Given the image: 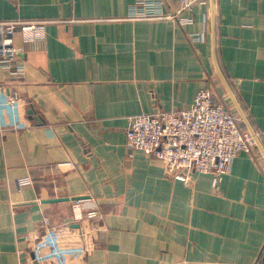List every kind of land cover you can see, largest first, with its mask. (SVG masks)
Masks as SVG:
<instances>
[{
    "label": "crops",
    "instance_id": "obj_1",
    "mask_svg": "<svg viewBox=\"0 0 264 264\" xmlns=\"http://www.w3.org/2000/svg\"><path fill=\"white\" fill-rule=\"evenodd\" d=\"M136 1L0 0V21L46 22L14 34L23 81L0 67V264H264V0H158L176 20L134 19ZM204 88L262 135L218 188L126 146L131 117ZM67 197L86 198L43 202ZM44 219L60 255L37 262Z\"/></svg>",
    "mask_w": 264,
    "mask_h": 264
},
{
    "label": "built area",
    "instance_id": "obj_2",
    "mask_svg": "<svg viewBox=\"0 0 264 264\" xmlns=\"http://www.w3.org/2000/svg\"><path fill=\"white\" fill-rule=\"evenodd\" d=\"M164 1V0H163ZM176 1L180 11L191 12L196 5L207 0H165ZM131 17L144 20H176L177 13H166L158 0H137ZM189 23L187 18H181ZM45 21H0V67L8 72L11 79L23 81L25 68L18 63L13 37L21 32L30 40L45 37ZM195 41L198 38H194ZM19 99L13 92L7 104L14 105ZM261 133L243 130L240 120L222 103L216 101L210 89H201L193 104L183 110H170L156 113H143L129 120L126 146L131 152L141 151L145 155L164 164L167 175L189 185L195 174L212 175L213 187L218 188L225 176L230 173L232 164L242 153H252L261 140ZM28 179L19 182L27 185ZM89 218L96 212L87 214ZM81 218L82 216H78ZM49 234H35L27 238L32 243L33 260L42 262L47 254L59 257L48 219H44ZM32 239V240H31Z\"/></svg>",
    "mask_w": 264,
    "mask_h": 264
},
{
    "label": "water",
    "instance_id": "obj_3",
    "mask_svg": "<svg viewBox=\"0 0 264 264\" xmlns=\"http://www.w3.org/2000/svg\"><path fill=\"white\" fill-rule=\"evenodd\" d=\"M86 197H73V198H59V199H51L47 201H43L44 203H50V202H65V201H79L82 199H85Z\"/></svg>",
    "mask_w": 264,
    "mask_h": 264
}]
</instances>
